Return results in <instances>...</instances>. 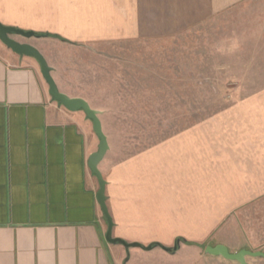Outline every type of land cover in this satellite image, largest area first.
I'll return each instance as SVG.
<instances>
[{
	"label": "crops",
	"instance_id": "0c3cea01",
	"mask_svg": "<svg viewBox=\"0 0 264 264\" xmlns=\"http://www.w3.org/2000/svg\"><path fill=\"white\" fill-rule=\"evenodd\" d=\"M257 1L0 0V24L70 43L143 40L180 34ZM11 36L38 52L47 40ZM254 39L255 47L264 45ZM43 58L58 91L84 99L64 90ZM241 62L232 90L244 96L221 112L123 159L106 136L97 168L112 238L140 245L126 248L105 240L99 183L87 165L99 145L92 123L49 96L35 59L0 42V264H176L148 259L217 245L230 251L218 240L264 199V51L254 48Z\"/></svg>",
	"mask_w": 264,
	"mask_h": 264
},
{
	"label": "rangeland",
	"instance_id": "374dc122",
	"mask_svg": "<svg viewBox=\"0 0 264 264\" xmlns=\"http://www.w3.org/2000/svg\"><path fill=\"white\" fill-rule=\"evenodd\" d=\"M251 5L161 38L70 43L54 34H35L47 39L40 42L39 52L47 57L61 87L98 112L115 158L123 159L189 129L244 96L232 90L239 81L237 69L244 65L241 59L254 48L264 51V45H253L254 35L264 39V0ZM240 37L248 45L240 47ZM230 227L218 240L229 246V253H264V199L239 214ZM148 260L237 264L203 250H180L171 258ZM246 262L264 264V258H246Z\"/></svg>",
	"mask_w": 264,
	"mask_h": 264
},
{
	"label": "water",
	"instance_id": "95a60500",
	"mask_svg": "<svg viewBox=\"0 0 264 264\" xmlns=\"http://www.w3.org/2000/svg\"><path fill=\"white\" fill-rule=\"evenodd\" d=\"M10 35H18L23 38L34 37L35 33L30 31H23L20 29H15L12 27H7L0 24V42L5 45L8 49H10L14 54L20 57H31L37 61L40 67V73L45 80L48 86V94L49 96L61 104L66 110L70 112L82 111L87 119L92 123V129L95 133L96 137L99 140L98 150L91 154L88 158V168L93 173V175L97 178L99 183V190L96 195V199L100 205L103 216L107 222V231L105 234V240L111 244L119 243L126 248L129 247H140L138 244H127L124 241L112 238L111 231L113 227V223L111 217L107 211L106 207V198H105V181L103 180L97 166L100 161L103 159L105 153L108 150V144L106 140V136L102 132L101 123L98 117V112L93 110L89 104L81 98H70L67 95L60 93L56 87L54 80L50 75L51 69L48 67L43 56L33 47L27 44H20L9 38ZM151 247H146V250H150ZM176 248H173V251ZM169 251V249H165ZM205 253L210 254L215 257H221L227 261L234 262L237 264H247L246 258H264V253L262 252H250L247 250H240L237 253H229L228 249L223 245H217L215 247H206Z\"/></svg>",
	"mask_w": 264,
	"mask_h": 264
}]
</instances>
